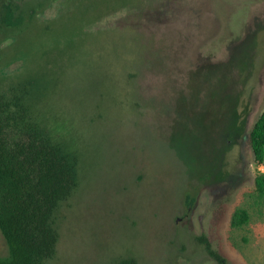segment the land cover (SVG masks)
Instances as JSON below:
<instances>
[{"label": "rangeland", "instance_id": "374dc122", "mask_svg": "<svg viewBox=\"0 0 264 264\" xmlns=\"http://www.w3.org/2000/svg\"><path fill=\"white\" fill-rule=\"evenodd\" d=\"M20 1L39 21L0 44L16 59L0 91L34 80L38 121L79 159L43 264H217L201 237L227 264H264L248 138L264 111V0ZM238 209L249 220L234 227Z\"/></svg>", "mask_w": 264, "mask_h": 264}, {"label": "trees", "instance_id": "16d2710c", "mask_svg": "<svg viewBox=\"0 0 264 264\" xmlns=\"http://www.w3.org/2000/svg\"><path fill=\"white\" fill-rule=\"evenodd\" d=\"M27 15L23 21L8 13L2 23L21 30L12 32L19 39L39 21L34 10ZM14 77L15 86L0 91V231L8 250L0 264H43L56 253L55 212L77 187L79 159L38 121L32 102L34 80ZM248 138L255 163L264 165V111ZM254 186L264 198V174L255 176ZM248 220V212L238 209L231 223L240 227ZM199 239L217 264H227L206 238ZM112 264L137 263L126 257Z\"/></svg>", "mask_w": 264, "mask_h": 264}, {"label": "flooded vegetation", "instance_id": "af4514ba", "mask_svg": "<svg viewBox=\"0 0 264 264\" xmlns=\"http://www.w3.org/2000/svg\"><path fill=\"white\" fill-rule=\"evenodd\" d=\"M26 9L27 7L25 5H22L20 0H0V44L7 39H15L16 36L13 35L12 32L14 33L15 31H19V33H21V30L11 28L10 26L3 24L2 21L8 18V13L11 14L13 19L18 18L23 19L24 21L28 16ZM7 48L8 50H6ZM0 49L3 51H0V81H4L7 78L9 80V78H13L10 77L12 73H4V69L2 68L9 63L14 62L16 59L8 57L9 55L11 56L10 46H4L3 48L0 47ZM18 77L20 78V76Z\"/></svg>", "mask_w": 264, "mask_h": 264}]
</instances>
